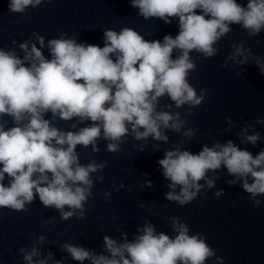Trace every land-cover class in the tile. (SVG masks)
<instances>
[{
    "label": "clouds",
    "instance_id": "1",
    "mask_svg": "<svg viewBox=\"0 0 264 264\" xmlns=\"http://www.w3.org/2000/svg\"><path fill=\"white\" fill-rule=\"evenodd\" d=\"M43 2L8 0V12L25 14ZM129 2L145 20L159 19L165 25L176 20L178 33L147 40L131 27L119 31L104 28L101 47L67 33L45 42L33 32L18 45L23 56L15 47L0 48V209L27 212L38 197L45 208L58 211L62 221L85 219L94 185L104 180L95 174L104 170L106 162L82 164L77 147L99 153L98 145L104 141L107 152L119 153L128 136L136 141L146 142L151 137L167 143L169 130L185 139L165 150L158 160L162 176L169 181L166 200L179 206L191 203L205 194V186L214 188L219 170L226 169L232 177L226 181L230 187L238 184L254 206L262 203L258 197L264 196V148L254 155L247 147L227 140L203 144L198 153H192L183 145L195 136L196 129L184 130L187 119L178 109L187 106V115H193V109L206 99L207 89L198 94L189 82L197 69L191 54L195 52L201 59L217 55L218 44L232 31V25L249 37H258L264 31V0H247L246 5L238 0ZM250 58L264 75V58L254 56L243 42L232 45L222 67L229 66L228 60L246 65ZM165 97L171 103L161 105ZM5 117L11 118L12 126ZM60 120L71 122L72 130L58 127ZM226 122L231 124V117ZM256 123L264 124V118ZM248 129L241 128L240 142L255 146L261 134L255 130L249 134ZM143 149L140 145V151ZM145 186L152 188L151 180H146ZM123 187L121 184L115 190ZM224 194L223 189L214 193L217 198ZM103 196L107 201L112 193L105 191ZM170 221L171 236L158 232L146 220L131 240L124 232L120 240L105 235L99 254L67 242L61 251L80 264H206L213 258L216 264H224L204 235L190 234L188 224L178 216ZM48 223L54 220L44 221L45 226ZM45 240L46 236L40 235L30 250L27 246L19 249L24 264H49L50 260L64 264L62 259L55 260L52 252L41 253L38 245Z\"/></svg>",
    "mask_w": 264,
    "mask_h": 264
}]
</instances>
